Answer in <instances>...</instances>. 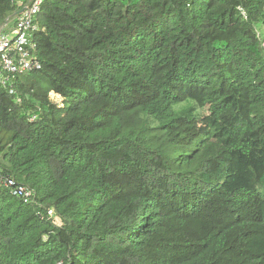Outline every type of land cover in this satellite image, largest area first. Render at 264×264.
<instances>
[{"label": "trees", "instance_id": "1", "mask_svg": "<svg viewBox=\"0 0 264 264\" xmlns=\"http://www.w3.org/2000/svg\"><path fill=\"white\" fill-rule=\"evenodd\" d=\"M37 22L41 69L0 88V177L32 192L0 185V264H264V0Z\"/></svg>", "mask_w": 264, "mask_h": 264}, {"label": "built area", "instance_id": "2", "mask_svg": "<svg viewBox=\"0 0 264 264\" xmlns=\"http://www.w3.org/2000/svg\"><path fill=\"white\" fill-rule=\"evenodd\" d=\"M15 9L12 16L0 26V88L13 94L17 77L41 69L35 56L37 17L44 0H10ZM52 99L59 96L50 93ZM35 117H32L33 120ZM0 185L11 187L14 195L25 201L32 192L22 185H15L10 179L0 177ZM52 215V212H48Z\"/></svg>", "mask_w": 264, "mask_h": 264}, {"label": "rangeland", "instance_id": "3", "mask_svg": "<svg viewBox=\"0 0 264 264\" xmlns=\"http://www.w3.org/2000/svg\"><path fill=\"white\" fill-rule=\"evenodd\" d=\"M53 100H55V101H59V100H57V99H55V98H54Z\"/></svg>", "mask_w": 264, "mask_h": 264}]
</instances>
